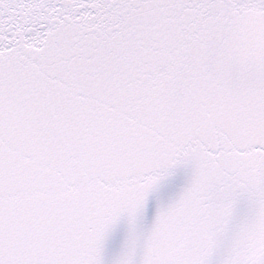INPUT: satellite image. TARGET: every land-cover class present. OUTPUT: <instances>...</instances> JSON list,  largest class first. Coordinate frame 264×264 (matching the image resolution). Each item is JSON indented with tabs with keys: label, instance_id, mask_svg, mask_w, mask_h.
Listing matches in <instances>:
<instances>
[{
	"label": "snow or ice",
	"instance_id": "1",
	"mask_svg": "<svg viewBox=\"0 0 264 264\" xmlns=\"http://www.w3.org/2000/svg\"><path fill=\"white\" fill-rule=\"evenodd\" d=\"M0 264H264V0H0Z\"/></svg>",
	"mask_w": 264,
	"mask_h": 264
}]
</instances>
